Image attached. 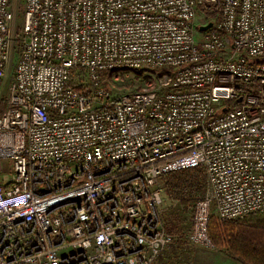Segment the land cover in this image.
I'll list each match as a JSON object with an SVG mask.
<instances>
[{"label":"built area","instance_id":"built-area-1","mask_svg":"<svg viewBox=\"0 0 264 264\" xmlns=\"http://www.w3.org/2000/svg\"><path fill=\"white\" fill-rule=\"evenodd\" d=\"M17 11L0 0V264H153L214 248L212 214H264V0H22L19 27ZM121 71L147 77L117 93L104 74ZM195 167L180 237L160 180Z\"/></svg>","mask_w":264,"mask_h":264},{"label":"trees","instance_id":"trees-1","mask_svg":"<svg viewBox=\"0 0 264 264\" xmlns=\"http://www.w3.org/2000/svg\"><path fill=\"white\" fill-rule=\"evenodd\" d=\"M140 74V71H134ZM75 69L71 76L75 77ZM106 72L104 77L111 76ZM3 108L4 98L0 101ZM164 191L173 200H177L184 213L191 217L194 200L201 196L205 187V171L201 167L168 172L162 176ZM189 207V208H188ZM183 213V214H184ZM178 212L161 215L164 229L183 237L189 228L184 227L185 216ZM190 227V226H189ZM208 235L216 248L225 252L240 264H264V214H255L243 220L222 221L212 214L208 223Z\"/></svg>","mask_w":264,"mask_h":264},{"label":"rangeland","instance_id":"rangeland-1","mask_svg":"<svg viewBox=\"0 0 264 264\" xmlns=\"http://www.w3.org/2000/svg\"><path fill=\"white\" fill-rule=\"evenodd\" d=\"M13 4L16 7V10L18 9L17 12H19L18 15H16L15 17V24L16 26L19 27L20 25V15H21V11H22V0H13ZM213 18V17H210ZM200 36V34H197V37ZM12 76V66L9 67L8 72H7V78H6V82H5V87H4V91H3V95L2 98L0 97V99L2 100L3 97L5 96L6 92H7V88H8V84L10 83V79ZM147 76L143 75L142 73L140 74H136L134 72L131 71H121L119 73H112L110 76L109 82L112 85V88H114V91L117 93H128L134 90H138L142 87L143 83L145 82V78ZM3 169L4 171L8 172V163L7 162H3ZM7 175H1L0 174V182L3 181V179L6 178ZM160 185L163 187V202L161 204V215L164 216L166 215L167 212L171 213L173 212H178L179 215H182L184 212L182 211V206L183 205H178L179 203L174 201L172 198H170L166 192L164 191V184L162 179L160 180ZM189 208V207H188ZM191 208H189L188 210H190ZM183 216H185V222H184V227L185 228H189L190 226V215L188 212L184 213ZM222 250H224L223 248H221ZM166 250H164L161 254H160V259L162 254H167L165 252ZM169 251L171 253V259L175 260V264H188L187 260L189 257V253L191 251L185 250V247L182 246V243L177 242L176 246L172 245L169 247ZM225 251V250H224ZM156 258V260L154 261L153 264H157V262L160 260Z\"/></svg>","mask_w":264,"mask_h":264},{"label":"crops","instance_id":"crops-1","mask_svg":"<svg viewBox=\"0 0 264 264\" xmlns=\"http://www.w3.org/2000/svg\"><path fill=\"white\" fill-rule=\"evenodd\" d=\"M188 264H240L229 256L224 250L219 248H205L200 245H195L189 248ZM167 254H162L157 258L160 259L157 264H175V260L171 259L169 248L165 251Z\"/></svg>","mask_w":264,"mask_h":264},{"label":"water","instance_id":"water-1","mask_svg":"<svg viewBox=\"0 0 264 264\" xmlns=\"http://www.w3.org/2000/svg\"><path fill=\"white\" fill-rule=\"evenodd\" d=\"M209 26H211V22L208 23L206 26H200V27H199V30H205V29H207ZM240 100H241V99L239 98L238 101H240Z\"/></svg>","mask_w":264,"mask_h":264}]
</instances>
